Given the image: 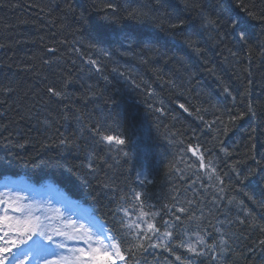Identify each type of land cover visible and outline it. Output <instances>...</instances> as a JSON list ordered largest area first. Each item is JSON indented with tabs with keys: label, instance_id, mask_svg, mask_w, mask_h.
I'll use <instances>...</instances> for the list:
<instances>
[{
	"label": "trees",
	"instance_id": "trees-1",
	"mask_svg": "<svg viewBox=\"0 0 264 264\" xmlns=\"http://www.w3.org/2000/svg\"><path fill=\"white\" fill-rule=\"evenodd\" d=\"M109 3L117 28L152 44L129 50L95 38ZM177 18L183 27H172ZM6 176L53 181L89 204L127 241L125 264H264V0H0ZM197 224L211 246L197 245L202 255L179 246L195 241ZM165 231L172 238L152 247Z\"/></svg>",
	"mask_w": 264,
	"mask_h": 264
},
{
	"label": "snow or ice",
	"instance_id": "snow-or-ice-1",
	"mask_svg": "<svg viewBox=\"0 0 264 264\" xmlns=\"http://www.w3.org/2000/svg\"><path fill=\"white\" fill-rule=\"evenodd\" d=\"M108 7L113 10L112 15L105 14L102 18V25L97 29V38L101 43L103 42H109L112 45H119L120 48H124L127 46L129 50L133 48L134 45L137 44H145L147 46H150L155 39L154 36H143L135 32V30H125L123 28H117L116 25L118 24V20L115 18V5L112 3L108 4ZM133 19L142 18L143 14L139 11L134 10L132 13L129 14ZM248 15L252 18H256L252 12H248ZM203 24L205 27H212L215 28L217 22L210 19L208 16L201 14ZM83 18V17H82ZM178 22L176 24H173V28H181L184 25V21L182 19L177 18ZM226 23L231 24V28L233 31L239 32V40L240 41H247L248 36L245 32V30L241 27L242 21L239 17H231L229 16L228 21ZM110 29L109 31L105 32L104 29ZM185 43L189 47H193V41L191 37L189 36L186 38ZM195 51L198 53L199 49L195 48ZM104 55H109L110 53L105 50L103 52ZM89 63L92 65H96L95 60H90ZM97 71H100V68L97 67ZM115 72L116 70L113 69ZM123 75V74H121ZM107 79V77H105ZM48 91L56 97H61L62 93L59 91H55L52 88H49ZM183 107V105H181ZM187 111V109H185ZM249 111H251V108H249ZM83 131V129H82ZM94 135L99 136L100 130L97 127L96 129L92 130ZM103 141L111 142L114 140L113 136L110 135H104L101 137ZM68 141L61 140V144H67ZM115 143L119 145H124L125 140L124 139H115ZM191 150V149H189ZM195 154V152H194ZM93 157H89V168L92 167V160ZM201 160L203 158L201 157ZM202 168L205 167L203 163L200 165ZM218 178V177H217ZM209 179H211V176H209ZM86 183V181H85ZM135 199L139 201L141 199V194L137 193ZM0 203H3V201H0ZM7 211V209H5ZM13 212H19L20 216L13 218L10 216L5 215L2 220L7 222L5 223L4 227L7 230H3V235H0V240L4 241V246L0 247V264H23L22 258L29 255V251H25L24 249H19V244L25 243L26 241L23 239V237H27L28 239L32 238V235L30 234H38L40 236H46V233L42 230L43 225L39 222V217H35L36 223H33L32 213L30 209H25L23 207L12 208ZM125 211V215H129L127 210ZM181 213H185L187 209L180 208L178 209ZM147 215V213H142L141 217L139 218L140 221H143V217ZM155 215V214H153ZM177 221L180 220V217H176ZM190 219H192L190 217ZM199 219V218H195ZM14 220V223H13ZM146 223L147 230L152 233L159 234V229L156 227V225L152 223H148L147 221H143ZM69 223H72L75 226V222L69 220ZM165 227L166 228H172L174 225L169 224V222L165 221ZM243 223V221H241ZM126 227L129 229V233L126 235L131 234V229L133 228V224H128ZM134 227L139 229L140 228V222H136L134 224ZM199 224L196 225L197 231L195 232L196 239L195 241H181L180 247H186L187 250L191 253H196L197 255L204 254L202 251L197 252V245H204L205 247H208L209 250H211V246L205 245L204 237L199 234ZM82 230L86 238L81 237L83 239L84 244L87 245V249L81 248L77 250V253H73L72 256H69L65 258L64 264H115V261L113 260V256H115L118 260L124 261L125 256L122 254V248L121 246L127 241L123 237H117L115 235L108 234L107 230L103 227L100 228L99 231H89L87 228H84L83 225L79 226V229ZM19 233L20 239L16 240H9L7 239L9 236L12 235L13 232ZM217 231H219L217 229ZM66 233L58 232L57 235H65ZM185 234L189 235L190 233L188 230H185ZM173 236V233L171 231H165L162 234L159 235L160 242L152 245V247H162L165 246V241L170 240ZM49 242L52 241L51 236L46 237ZM69 239H74L75 237H68ZM95 238V241H94ZM145 238L151 239V236H146ZM11 243L12 247H16L18 250L13 253L12 248L8 247V245ZM98 245V246H94ZM221 244H224L225 242L221 239ZM264 243V242H262ZM57 247H64V244H58ZM138 248H143V244L137 245ZM32 250H35L37 253H44L48 251V248L46 245H44L41 241H34L32 245ZM167 250V248L165 249ZM177 260H180L181 258L179 256L176 257Z\"/></svg>",
	"mask_w": 264,
	"mask_h": 264
},
{
	"label": "rangeland",
	"instance_id": "rangeland-1",
	"mask_svg": "<svg viewBox=\"0 0 264 264\" xmlns=\"http://www.w3.org/2000/svg\"><path fill=\"white\" fill-rule=\"evenodd\" d=\"M32 249V245H30ZM60 257L57 256H48L47 252L39 253L36 255V263L35 264H59Z\"/></svg>",
	"mask_w": 264,
	"mask_h": 264
}]
</instances>
